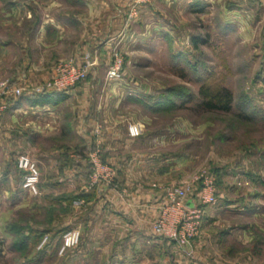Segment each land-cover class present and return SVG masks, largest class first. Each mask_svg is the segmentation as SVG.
<instances>
[{"label": "rangeland", "instance_id": "obj_1", "mask_svg": "<svg viewBox=\"0 0 264 264\" xmlns=\"http://www.w3.org/2000/svg\"><path fill=\"white\" fill-rule=\"evenodd\" d=\"M162 2L0 0V84L32 95L60 64L94 63L73 103H38L49 106L42 112L30 103L11 107V99L0 115V176L29 154L41 191L36 197L18 193L17 208L2 183L0 210L9 217L25 207L11 224L24 227L25 236L31 228L43 234L26 240L20 252L14 245L23 243L21 236L0 238V264H112L108 250L84 259L88 246L80 236L71 248L64 245V233L58 236L62 224L84 220L71 213V205L59 204L67 185L53 189L57 181L63 186L55 153L80 147L78 129L107 131L105 154L118 171L119 187L156 183L154 189L165 191L190 186L201 172L217 176L214 224L184 246L148 248L147 264H264V6L257 0H202L206 6L190 12L186 3ZM117 55L120 75L110 80L107 72ZM203 83L233 93L230 113L196 108ZM136 124L143 131L132 137L129 127ZM31 133L40 137L30 140ZM73 181L67 183L74 186ZM50 189L56 194L45 196ZM198 189L194 185L189 197ZM3 214L0 224L7 220Z\"/></svg>", "mask_w": 264, "mask_h": 264}, {"label": "crops", "instance_id": "obj_2", "mask_svg": "<svg viewBox=\"0 0 264 264\" xmlns=\"http://www.w3.org/2000/svg\"><path fill=\"white\" fill-rule=\"evenodd\" d=\"M171 1L172 0H163L162 3L165 7H184V3H186V5L190 6V9H188L190 12L202 10V6H206L205 2L203 3L202 0H187L184 3L181 0H176V2L173 3ZM257 3L261 4L262 7L264 6V0H257ZM79 85L70 91L63 93V98H65V100L63 103L59 104V106L69 102L73 103L75 101L74 98H77ZM24 103L29 102H20L18 105H15L14 108L20 107L21 105L26 106ZM34 108H36L34 110L42 108V112H49L50 110L47 109L49 106L40 107L39 105H36ZM106 132L107 131L104 129L101 130L99 135H95V129H78V136L81 138L82 142L80 147H78L76 150H59L56 151L57 153H55L54 158L56 157L57 160L56 162L54 161L53 165L55 166L56 170H62L61 175L63 176V186L61 185V187H59L58 185H60V182L57 181L54 183L55 186L53 185L54 187H52L53 189L56 187L63 188L67 185L68 189L62 190L60 192L61 196L70 194V192L73 190L77 191L75 195H79L80 199L73 201V205L71 206L74 208L72 209L73 212L71 213L76 214L78 212L79 215L84 216V220L80 221L79 223L70 221L62 224L61 234L58 236H61L63 233L71 230L74 227L78 228L81 231V235L79 233V236L82 243H80L85 247L88 246V250L86 251L87 253L83 256L84 259L93 252L96 254L98 252H104L103 255H106V252L109 251L108 257L112 264H147L149 263V258L152 254L148 248H151L153 251L158 249L157 251H159V249L166 247V242L180 247V245H177L174 242L155 237L151 231V225L153 221L159 216L162 207L166 204L165 191H161L160 189L156 188L154 189L153 187L157 186L156 183L153 185H145L142 182H137V184L132 188L120 187L121 192L113 191L107 186L103 185L90 187V168L88 157L92 151L99 149L103 161L110 165L114 164L108 161V157L106 155L107 149L104 142ZM37 134L31 133L28 137H30V140H35L40 137V134ZM47 158L51 157L48 155ZM155 160L158 161V159ZM40 163L41 162H39V164ZM71 172L74 174V176L72 175V179L70 178ZM71 180H74L73 182H75L76 185L73 186L67 183V181ZM2 183L3 186H7V189L4 193L7 196L11 195L13 206H17V208L21 206L20 200H18L19 197L16 195L18 193L19 195L21 193L26 194L27 192H24L22 188L23 173L17 168L16 164L13 166V168L11 163L6 166L5 171L0 176V184ZM171 187L181 186L172 185ZM122 191L125 192L122 193ZM54 193L56 194L54 190H51L50 192L46 193L45 196L53 195ZM219 199L220 196L217 193L216 204L206 208L207 212L201 225L200 234H203L204 229H206L208 226L214 224L212 223L214 217L211 215V213L218 206L217 203H219ZM77 201H82L83 204L80 206L76 205L75 203ZM189 201L192 204H196V196L195 198L189 197ZM60 204L66 206L68 203L63 201L60 202ZM24 208L25 207L16 209V211L10 214L9 217L7 213L3 214V212L0 210V215L2 213L3 216L7 217L6 222L0 224V238L7 239V241L14 239L13 236L15 235H13L10 231L11 223L17 217L16 213ZM66 219L68 220V218ZM31 229L34 230L33 228ZM33 236L34 235H32L31 232L26 233V237L32 238Z\"/></svg>", "mask_w": 264, "mask_h": 264}, {"label": "built area", "instance_id": "obj_3", "mask_svg": "<svg viewBox=\"0 0 264 264\" xmlns=\"http://www.w3.org/2000/svg\"><path fill=\"white\" fill-rule=\"evenodd\" d=\"M92 66L94 63L86 66L75 63L60 64L54 77L44 85L35 87L31 94L66 93L86 79L88 70ZM121 66V58L117 55L113 65L109 67L107 77L110 80H116L120 75ZM25 93L23 89L13 88L8 83H1L0 115L8 109L9 100H19ZM142 131V126L138 124L129 127V134L132 137L141 135ZM99 134L100 129H95V135ZM88 163L90 187L103 185L113 191L121 192L118 185L117 169L103 161L99 149L89 154ZM17 167L23 173V190L31 196H38L40 194L38 188L40 173L36 161L29 154H21L18 158ZM191 181L190 186L186 188L170 187L165 190L166 204L151 225V231L155 237L184 246L199 236L206 215V208L215 205L217 202V176L210 172H201L194 176ZM194 185L199 186V189L195 191L196 204L189 201L188 194ZM124 192L122 191V193ZM75 204L80 206L83 202L77 201ZM78 239L79 232L76 229H71L62 235L64 245L69 248L74 247L78 243Z\"/></svg>", "mask_w": 264, "mask_h": 264}, {"label": "trees", "instance_id": "obj_4", "mask_svg": "<svg viewBox=\"0 0 264 264\" xmlns=\"http://www.w3.org/2000/svg\"><path fill=\"white\" fill-rule=\"evenodd\" d=\"M200 40L195 39L194 43L197 44L198 42H200ZM198 96H199V99H198V102L196 103L197 109H202L208 112L216 111V112H224V113H230L233 109L234 95L226 87L203 83L200 85L198 89ZM61 98H63V93H51L47 95H28L25 93L19 100H15V102L11 105V107L18 105L20 102H23V101L29 102L33 105H38V103L42 105L44 102H47V101L54 102ZM183 106H186V105H183ZM238 116L241 118H247L248 115L239 114ZM79 199H80L79 195H72L71 197L68 195H62L59 199V202L64 201V202H67L69 205H73V201H76ZM10 231L13 235L17 237L21 236V238H23V243H16V245H14L15 246L14 249L19 250V252L27 248L26 240L30 242V239L33 240L34 238H36L34 236L41 237L43 235L31 229L29 232H31L32 235L34 234V236L32 238L26 237L24 234L25 232L24 227L19 226L16 223L11 224Z\"/></svg>", "mask_w": 264, "mask_h": 264}]
</instances>
